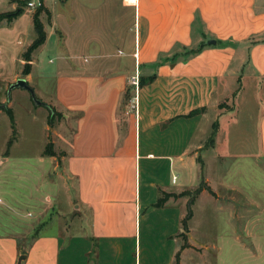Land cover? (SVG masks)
<instances>
[{
  "label": "crops",
  "instance_id": "crops-1",
  "mask_svg": "<svg viewBox=\"0 0 264 264\" xmlns=\"http://www.w3.org/2000/svg\"><path fill=\"white\" fill-rule=\"evenodd\" d=\"M22 1L0 0V13ZM42 3L49 13L39 16L45 42L25 76L21 56L35 38V9L24 7L0 24V84L8 89L25 79L40 104L24 89L10 95L22 91L16 93L28 126L43 125L38 141L16 135L0 149V211L14 217L0 220V264H173L188 197L154 204L159 191L179 194L201 181L214 196L204 190L194 203L208 195L212 225L222 227L211 244L193 242L188 228L191 247L180 250L179 264L190 258L191 264H264L260 229H251L263 231L264 203L234 182L232 162L242 155L223 148L232 142L217 122L231 119L250 83L251 101L261 110L259 152L251 158L257 168L264 164V0ZM205 38L215 43L205 45ZM42 103L62 113V121L73 120L68 138L50 140L56 152L63 146L59 160L43 155L52 128ZM7 107L13 115L11 100ZM9 126L17 134L14 115ZM17 144H24L18 160L9 152ZM60 174L70 186L58 187ZM8 177L20 178L28 191L7 185ZM51 210H60L65 225L57 220L56 230L44 233L41 226L51 221L42 218Z\"/></svg>",
  "mask_w": 264,
  "mask_h": 264
},
{
  "label": "rangeland",
  "instance_id": "rangeland-1",
  "mask_svg": "<svg viewBox=\"0 0 264 264\" xmlns=\"http://www.w3.org/2000/svg\"><path fill=\"white\" fill-rule=\"evenodd\" d=\"M27 8V7H26ZM7 86L5 84H0V104L8 105L9 101L11 100V105L13 107V115L14 121L17 127V134L11 132L10 128V121L6 115H0V149L5 144L4 141H9L10 139L16 138L18 135L23 136H31L38 141L43 136V125L40 120L39 122H35L32 125L27 124L28 119L23 111L22 102L20 97L16 92H22L20 90H15L14 93L10 95L7 93ZM225 89L224 85H222V90ZM252 87L251 84L247 85L246 92L243 94L242 99L237 104L236 112L232 115L231 119L229 117H221L217 122L222 127V135L229 136V139L232 143L224 144L223 148L229 147L232 149L235 155H242L237 160L233 161L232 163V173H233V180L235 183L239 185H245L250 187L251 190L247 196H249L254 201H260L262 204L264 203V164L263 161H260L259 167H255V163L251 158L252 155L257 154V142H256V133H257V123L258 118L260 117L261 110L257 109L256 106L251 101L250 94H252ZM224 93V92H221ZM34 104V103H33ZM129 104V102H128ZM226 107L225 103L220 104L219 108L224 109ZM40 119V118H38ZM231 120V121H230ZM213 121V120H212ZM231 123L228 125V123ZM211 124V122H210ZM209 124V125H210ZM209 125L207 126L209 128ZM73 128V120L69 119L68 121H62L55 119L53 123V127L48 134V139L52 140L55 139L57 143L61 142V137L68 138ZM21 133V134H20ZM17 135V136H16ZM16 136V137H15ZM227 141L223 140L222 142ZM24 148V144H17L13 148L9 149L10 155L12 159L18 160L22 150ZM63 146L60 144L57 145V152H63ZM65 154V153H64ZM65 156V155H64ZM239 173V174H237ZM214 172L209 170L208 177L212 178ZM57 182L58 187L62 188V186L67 185L70 186L69 180L63 174L57 175ZM52 179V178H50ZM20 178L18 177H8L7 181L10 186H15L16 190L20 193L27 192L28 188L26 186H22L20 182ZM200 181V180H199ZM199 185V184H198ZM257 187V188H253ZM195 188L186 189V191L193 192ZM61 195V194H60ZM21 196V195H20ZM64 196L66 199L65 194L61 195ZM8 197V196H7ZM6 197V198H7ZM5 198V199H6ZM187 198V197H186ZM8 201H11L13 204L17 202H22L23 200L19 198V200H13L11 198ZM212 199L206 195H201L198 200L195 201L194 205L192 206V210L194 213L193 218L188 224V228L191 232V237L193 242H204L207 244L213 243V237L215 236L214 233L216 230L219 229L220 225H212L213 221V214L212 211ZM264 205V204H263ZM64 209V208H63ZM29 212L32 214L33 209H28ZM51 214L47 216V218H42V222L50 223V225H43L41 226L40 230L44 233H53L58 225L57 220L61 226L65 225L64 217H59L60 210L50 211ZM57 212V214H56ZM9 210L0 211V220L7 221L13 219V215L10 217ZM33 215V214H32ZM75 215V212H73ZM66 216V215H65ZM68 218V216H66ZM75 219V218H74ZM222 227V225H221ZM220 227V228H221ZM262 226H251V229H260L258 230V235L260 239L257 241V245L263 250L264 249V229L262 231ZM194 251H191L193 253ZM93 256V255H92ZM193 256V255H189ZM93 263V258H91ZM192 258L188 259V264H191Z\"/></svg>",
  "mask_w": 264,
  "mask_h": 264
},
{
  "label": "trees",
  "instance_id": "trees-1",
  "mask_svg": "<svg viewBox=\"0 0 264 264\" xmlns=\"http://www.w3.org/2000/svg\"><path fill=\"white\" fill-rule=\"evenodd\" d=\"M26 3H27V0L22 1L20 2L19 6L15 10L11 12L0 13V24L3 21L8 23L12 21L14 18H16L23 11V8L26 6ZM42 12H45L47 16L49 15V13L47 12V10L44 8L43 5L36 8L32 14V23H33V27L35 30V38L31 42V44L24 50L21 56L24 62L22 66V70H21V75L23 76L29 74L30 72V69H31L30 62H31L32 53L45 42L46 34L44 31L43 25L39 20V16ZM142 83H143V80H140L139 84L141 85ZM41 106L44 107L45 110L47 111V125L49 126V128L53 127V123L55 119L61 120L63 118L62 113L56 111L54 107L43 104V103L41 104ZM0 111H2L8 116L10 123L12 125L13 115H12L11 109H9L7 105L0 104ZM210 141L211 140H209V142ZM43 155L48 156V157H55L59 160L65 154L63 152H56L53 148V144L51 143L50 140H48L44 148ZM204 190L207 191L211 196H214V193L203 181L199 183V185L193 190V192L184 191L179 194H175V193H167V192L159 191V197L157 198L154 204V207L156 208L163 207L165 203L170 199L175 200L179 197H185V196L188 197V201L186 203V212H185L184 217L181 219L182 232L178 234V237L182 241V245L179 251H177L174 256L173 264H179V255H180L181 249L191 247L188 244L187 235H186L188 233V221L192 217V205L194 203V200Z\"/></svg>",
  "mask_w": 264,
  "mask_h": 264
},
{
  "label": "water",
  "instance_id": "water-1",
  "mask_svg": "<svg viewBox=\"0 0 264 264\" xmlns=\"http://www.w3.org/2000/svg\"><path fill=\"white\" fill-rule=\"evenodd\" d=\"M214 43L215 42L213 40L209 39V38H205V40H204V44L205 45H210V44H214ZM15 88H20V89L27 90L30 93L31 97L33 98V101L37 105L40 104V102L35 99L34 94H33V90L28 86V84L26 83L25 79L19 78L14 83L10 84L8 89H7V93L9 94L11 92V90H13Z\"/></svg>",
  "mask_w": 264,
  "mask_h": 264
},
{
  "label": "built area",
  "instance_id": "built-area-1",
  "mask_svg": "<svg viewBox=\"0 0 264 264\" xmlns=\"http://www.w3.org/2000/svg\"><path fill=\"white\" fill-rule=\"evenodd\" d=\"M42 2H43V0H27L25 8L27 7V8L36 9V8L40 7L41 5H43ZM137 83L138 82L136 80H132V84L133 85L136 86ZM128 109H129V112L130 111H133V112L135 111V109H136V96L130 98L129 104H128Z\"/></svg>",
  "mask_w": 264,
  "mask_h": 264
}]
</instances>
